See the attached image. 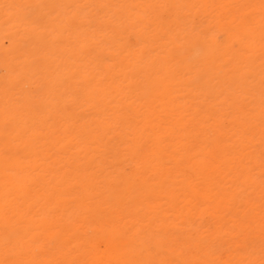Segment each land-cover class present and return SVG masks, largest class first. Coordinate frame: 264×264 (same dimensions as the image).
<instances>
[{
	"label": "rangeland",
	"instance_id": "1",
	"mask_svg": "<svg viewBox=\"0 0 264 264\" xmlns=\"http://www.w3.org/2000/svg\"><path fill=\"white\" fill-rule=\"evenodd\" d=\"M0 264H264V0H0Z\"/></svg>",
	"mask_w": 264,
	"mask_h": 264
},
{
	"label": "bare ground",
	"instance_id": "2",
	"mask_svg": "<svg viewBox=\"0 0 264 264\" xmlns=\"http://www.w3.org/2000/svg\"><path fill=\"white\" fill-rule=\"evenodd\" d=\"M252 39V38H251ZM12 112V111H11ZM2 120V119H1ZM26 140V139H25ZM24 153V152H23ZM144 154V153H143ZM146 157V156H145ZM148 157V156H147ZM14 166V165H13ZM140 172V171H139ZM132 173V172H131ZM144 174V173H143ZM139 175V174H138ZM143 176V175H142ZM234 178V177H233ZM149 179V177H148ZM157 180V179H156ZM11 189V188H10ZM4 190V189H2ZM162 190V189H161ZM35 200V199H34ZM186 212V211H185ZM190 212V211H189ZM157 213V212H156ZM154 214V213H153ZM172 218V217H171ZM174 218V217H173ZM176 218V217H175ZM114 225V224H113ZM112 223L107 222V221H102L100 224V236L98 235H93L91 238L85 242L90 253H91V260H101L102 262H109L113 260V254L111 250V245L109 244L110 242L106 241L104 238V235L106 232L114 229V226ZM104 233V234H103ZM124 234V233H123ZM125 235V234H124ZM155 235V234H154ZM126 240V239H124ZM189 241V240H188ZM191 245V243H190ZM12 246V245H11ZM116 248V247H114ZM199 248V247H198ZM25 250V249H24ZM9 253V255H7ZM4 254L7 256L12 257V247L7 248L4 250ZM143 255V254H142ZM141 255V256H142ZM204 256V255H203ZM206 256V255H205ZM227 263V262H226Z\"/></svg>",
	"mask_w": 264,
	"mask_h": 264
}]
</instances>
